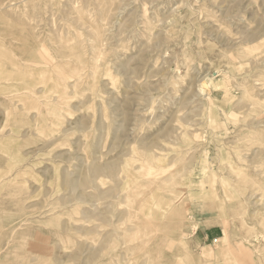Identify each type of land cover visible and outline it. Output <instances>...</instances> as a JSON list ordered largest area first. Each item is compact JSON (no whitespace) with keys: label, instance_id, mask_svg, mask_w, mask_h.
<instances>
[{"label":"rangeland","instance_id":"374dc122","mask_svg":"<svg viewBox=\"0 0 264 264\" xmlns=\"http://www.w3.org/2000/svg\"><path fill=\"white\" fill-rule=\"evenodd\" d=\"M0 264H264V0H0Z\"/></svg>","mask_w":264,"mask_h":264},{"label":"crops","instance_id":"0c3cea01","mask_svg":"<svg viewBox=\"0 0 264 264\" xmlns=\"http://www.w3.org/2000/svg\"><path fill=\"white\" fill-rule=\"evenodd\" d=\"M204 237H205V240H212V239L214 240L215 239L211 230H208L207 232H205Z\"/></svg>","mask_w":264,"mask_h":264}]
</instances>
